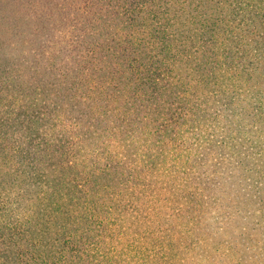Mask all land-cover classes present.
<instances>
[{"label": "trees", "instance_id": "trees-1", "mask_svg": "<svg viewBox=\"0 0 264 264\" xmlns=\"http://www.w3.org/2000/svg\"><path fill=\"white\" fill-rule=\"evenodd\" d=\"M32 4L58 32L0 120V264H241L250 222L264 239V0Z\"/></svg>", "mask_w": 264, "mask_h": 264}, {"label": "rangeland", "instance_id": "rangeland-1", "mask_svg": "<svg viewBox=\"0 0 264 264\" xmlns=\"http://www.w3.org/2000/svg\"><path fill=\"white\" fill-rule=\"evenodd\" d=\"M34 1L38 0H0V120H8L12 116V110L15 105L13 100L15 97L24 98L25 92L34 93L36 90L37 83H32V74L33 65L35 64L34 54L36 51H41L43 49V44H45L48 38H51L57 34L58 30L54 27H51L47 21L44 22V19L40 14L38 9L34 8L32 4ZM58 0H53V9L50 11H57L58 13L62 12L60 7H57ZM80 4V3H79ZM78 4V5H79ZM77 5V6H78ZM40 6V4H39ZM75 6V7H77ZM74 7V8H75ZM72 8L68 12L71 17L77 19L76 11ZM46 10V9H45ZM50 10V9H49ZM47 12V17L52 19L51 13ZM55 18L56 15H53ZM63 18V15L60 16V19L57 22L60 24V20ZM47 26V29H45ZM36 48H39L36 50ZM29 96H27L28 98ZM40 105L42 106L46 102L44 95H38ZM19 118L14 117L11 122H16ZM39 132L41 134L44 130V121L42 118H37L36 124ZM3 186L0 178V187ZM8 219H3L4 223H7ZM243 218H238L234 223L235 231L240 229V226L244 223ZM257 221V220H256ZM251 228H247L245 234L248 238L245 246L242 244L240 248H245L246 251H243L244 260L241 264H264V239L262 229L252 228L255 226V223H249ZM253 237L257 240V252H253L252 248H247L246 245H249V239ZM230 239V235L228 236ZM227 239V240H228ZM254 240V242H255ZM225 243L227 241H224ZM224 245L222 244L221 253H223ZM198 254V253H197ZM195 256V263H190L189 261L186 264H205L203 258L198 259V256ZM229 261V260H228ZM234 264V262H229Z\"/></svg>", "mask_w": 264, "mask_h": 264}]
</instances>
